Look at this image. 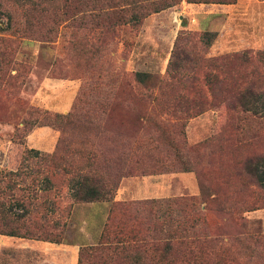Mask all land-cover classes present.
<instances>
[{"label": "rangeland", "instance_id": "rangeland-1", "mask_svg": "<svg viewBox=\"0 0 264 264\" xmlns=\"http://www.w3.org/2000/svg\"><path fill=\"white\" fill-rule=\"evenodd\" d=\"M188 4L183 0L153 13L139 28L116 23L108 24L112 26L105 32L101 27L85 30L83 27L93 24L86 20L90 18L87 14L79 15L83 21H63L56 33L48 34L41 29L17 31L18 26L9 29L7 9L15 6L0 0V23L4 28L0 29V55L7 56L0 66L3 68L0 74L7 75L3 80L0 78V176L15 169L21 160L22 152L16 155L12 151V139L23 133L24 122L49 111L93 114L94 125H89L86 116L81 115L79 127L74 125L73 129L61 132L52 126H42L37 119L24 139V147L49 153L59 147L70 154L74 146L67 137H72L81 147H96L113 155L112 139L126 135L131 137L132 147L146 141L143 147L146 154L133 153L132 164L135 159L150 156L158 132L146 126L161 122L198 165L197 171H180L172 166L176 160L173 149L160 142L150 159L157 166L126 173L115 192V201L199 196L198 175L214 186L222 180L231 181L243 158L251 150L264 148V115L244 111L225 88H220L215 98L204 80L205 71L200 73V88L195 91L204 93L205 109L192 117L177 108L179 99H173L169 90L159 93L156 101L158 90L143 87L134 75L138 71L148 72L168 80L167 67L179 31L197 34L211 31L215 38L209 47L196 40L201 56L213 58L219 64L217 69L208 70H214L220 77L232 76L237 90L253 84L264 91V0ZM58 11L62 17L67 15V11ZM13 12L22 25L21 12ZM106 14L112 13H103L104 18ZM81 45L101 52L95 58L77 56L75 51ZM121 112L136 115L140 121L137 124L128 121ZM259 112L264 113V109ZM67 178L62 176L57 184L61 192L56 201L58 208L68 212L62 242L0 235V264H77L81 245L98 241L111 202H74ZM222 183L225 191L242 190L247 200L255 199L258 192L264 197V189L252 182L247 188ZM48 186L50 183L42 179L37 189L42 193ZM204 204L208 227L215 235L227 236L225 233L231 230L247 235L264 233V207L253 211L237 208L228 218L214 209H205ZM54 206L51 201L48 209ZM14 211L20 214L23 210L15 206ZM58 215L59 211L49 219L52 221Z\"/></svg>", "mask_w": 264, "mask_h": 264}, {"label": "trees", "instance_id": "trees-1", "mask_svg": "<svg viewBox=\"0 0 264 264\" xmlns=\"http://www.w3.org/2000/svg\"><path fill=\"white\" fill-rule=\"evenodd\" d=\"M182 1L6 0L8 5L12 2L15 6V9H10L7 5V27L11 29L18 26L17 31L25 32L41 29L48 34H54L63 21L76 23L84 20L79 15L88 14L90 18L86 20L92 21L93 24L83 27L85 30L101 27L106 31L107 27L115 26L116 23L139 28L151 14L174 7ZM186 1L235 3V0ZM15 10L21 12L22 25L17 22L18 17L13 12ZM58 10L67 11V15L62 17ZM105 12L114 15L106 14L104 18ZM0 29H4L1 23ZM214 38L215 34L211 31L197 34L181 29L167 67L168 80L158 74L138 71L134 75L136 81L147 89H157L158 93L154 96L156 101H159V93L169 90L173 99H179L177 108L185 111L187 117H192L205 109L204 93L195 92L200 88V73L205 71L204 80L215 98H218L219 89L225 88L227 95L231 94L235 103L244 111L264 115L259 112V109H264L263 90L253 84L237 90L232 76L220 77L214 70H208L210 67L217 69L218 63L213 58L201 56L196 40L209 47ZM75 52L77 56L88 59L95 58L101 51L81 45ZM3 57L5 55H0V66L7 61V56ZM6 76L0 74L1 80ZM234 90L237 92L234 93ZM121 113L128 121H137L135 124L140 121L136 115ZM178 114L179 111L175 109V115ZM81 115L86 116L85 121L90 122L89 125H94L93 114L46 111L42 117L24 122L23 133L12 139V151L16 152V155L21 152L22 154L18 166L0 176V235L61 243L68 212L65 208H58L60 206L56 201L61 192L57 184L61 177L66 175L74 202H111L98 241L81 245L77 264H264V233L247 235L231 230L225 233L227 236L215 235L208 227V219L202 208L205 203V209H214L231 218L233 210L237 208L253 211L264 207V197L259 196L262 193L258 192L255 199L247 200L241 194L242 190H232L236 192L234 195L221 187L224 182L247 188L252 182L264 189V148L251 150L241 161L240 168L231 181L222 180L219 185L214 186L198 175L199 196L180 195L131 202L115 201V192L126 173H133L135 168L148 171L149 168L157 166L156 162L150 159L154 157L153 149H159L160 142L173 149L176 160L172 166L178 167L180 171H197L198 165L189 157V151L178 145L168 127L161 122L146 126L156 130L159 137L155 139L156 145L150 156L135 159L132 164L130 161L133 153L146 154L143 149L146 141L132 147L131 137L126 135L112 139L113 155L96 147H81L72 137H67L74 146L70 149V154L64 153L59 147L49 153L23 146L25 137L37 124V119L42 126H52L65 132L69 128L73 129L74 125L79 127V122L83 120ZM180 134L184 136V131ZM61 142L63 139L60 138L59 143ZM42 179L50 183V186L40 193L37 185ZM52 194L55 195L54 198L50 197ZM51 201L55 205L54 209H48ZM15 206L23 211L18 214L14 211ZM58 211L59 215L51 221L50 216L56 215Z\"/></svg>", "mask_w": 264, "mask_h": 264}, {"label": "crops", "instance_id": "crops-1", "mask_svg": "<svg viewBox=\"0 0 264 264\" xmlns=\"http://www.w3.org/2000/svg\"><path fill=\"white\" fill-rule=\"evenodd\" d=\"M186 4V3H185ZM188 5H192L191 3H189Z\"/></svg>", "mask_w": 264, "mask_h": 264}]
</instances>
